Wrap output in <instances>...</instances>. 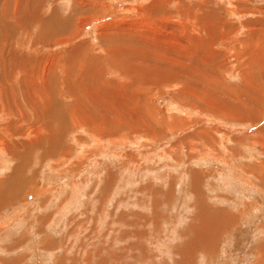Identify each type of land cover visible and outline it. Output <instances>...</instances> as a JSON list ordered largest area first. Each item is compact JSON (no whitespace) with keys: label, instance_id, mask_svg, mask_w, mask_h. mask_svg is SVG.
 I'll use <instances>...</instances> for the list:
<instances>
[{"label":"rangeland","instance_id":"rangeland-1","mask_svg":"<svg viewBox=\"0 0 264 264\" xmlns=\"http://www.w3.org/2000/svg\"><path fill=\"white\" fill-rule=\"evenodd\" d=\"M12 1L0 264H264V0ZM148 30L153 51L134 42Z\"/></svg>","mask_w":264,"mask_h":264},{"label":"bare ground","instance_id":"bare-ground-1","mask_svg":"<svg viewBox=\"0 0 264 264\" xmlns=\"http://www.w3.org/2000/svg\"><path fill=\"white\" fill-rule=\"evenodd\" d=\"M14 1V0H13ZM12 1V2H13ZM238 1V0H237ZM243 1V0H242ZM17 2V3H16ZM16 2L14 3V5H13V7H14V9H13V13L14 14H17V11H18V9H19V5H18V3H19V1H17L16 0ZM171 3H172V1H170ZM170 2H168V5H170L169 3ZM176 2V1H175ZM20 4V3H19ZM7 7V6H6ZM6 9V8H5ZM168 11H170V10H168ZM260 15H262L261 17H263L262 19H264V12H261V11H257ZM197 13V12H196ZM238 13V12H237ZM245 13V12H244ZM11 14H12V11H11ZM6 15H7V13H6ZM201 15V14H200ZM13 16V15H12ZM258 16V15H257ZM11 17V16H10ZM168 16H166L165 15V18H167ZM13 18H16L15 16L13 17ZM25 18V17H24ZM201 18V17H200ZM203 18V17H202ZM12 19V18H11ZM198 19V18H197ZM8 20H10V19H8ZM15 20V19H14ZM169 20V19H168ZM257 20V19H256ZM254 20V22L256 23L257 21V23H259V20ZM154 21V20H153ZM187 21V20H186ZM200 21V20H199ZM39 23H44V19H41L40 18V20L38 21ZM46 22V21H45ZM156 24L158 23L157 21H154ZM167 23V22H166ZM261 23V22H260ZM117 24V23H116ZM140 24V23H139ZM42 26L41 24H38V26ZM46 25H47V23H46ZM40 26H39V28H40ZM185 26V25H184ZM114 27H115V25H114ZM139 27V26H138ZM141 27H142V25H141ZM140 27V28H141ZM252 27V26H251ZM144 28H146V27H144ZM124 29V28H123ZM135 28H133L132 29V32H133V30H134ZM150 29V28H149ZM165 29V28H164ZM117 30V29H116ZM129 30V29H128ZM147 30V29H146ZM145 30V31H146ZM252 30V29H251ZM40 31V30H39ZM100 31V30H99ZM125 31V30H124ZM123 30L122 31H120L119 32V34H120V36L119 37H122L123 39H125V40H127L126 38H125V35L126 34H128V33H125ZM131 31V30H130ZM137 31H138V29H137ZM150 31H151V29H150ZM36 32V31H35ZM38 32V31H37ZM104 32H108V29L106 30L105 28L103 29V31L101 30V32L99 33V36L100 37H102L103 35H105V33ZM124 32V33H123ZM129 32V31H128ZM134 32H136L135 30H134ZM1 33V32H0ZM42 33H43V31H42ZM102 33H104V34H102ZM114 33H116L117 34V32H114ZM145 33H147V31L145 32ZM144 33V35H143V39H141V37H135L136 39H134L135 41L134 42H136V41H138V40H141V42L143 43V45L142 44H136V45H138V46H140L141 48L142 47H144V48H147V49H149V50H151V51H153V49H154V46H155V44H157V42H161L162 41V37H160L161 36V31H159V30H157V31H155V30H152V32H149V30H148V33L150 34V35H147V34H145ZM163 33H166V29L165 30H163ZM170 33V32H169ZM248 33V32H247ZM252 33H253V30H252ZM40 34H41V32H40ZM102 34V35H101ZM115 34V35H116ZM123 34H124V36H123ZM130 34V33H129ZM136 34H137V32H136ZM135 34V35H136ZM167 34V33H166ZM36 35V34H35ZM46 35V34H45ZM45 35H43L44 37H46ZM107 35L108 34H106L105 36L107 37ZM135 35H133V36H135ZM167 35H169V34H167ZM42 36V35H41ZM117 36V35H116ZM128 35H126V37H127ZM138 36V35H137ZM165 35H163V37H164ZM35 37V36H34ZM106 37H104V39H106ZM129 37H130V35H129ZM129 37H127V38H129ZM166 37V36H165ZM164 37V39H166V38H168V37H166L165 38ZM40 38V37H39ZM98 38V37H97ZM108 38H109V36H108ZM172 38H173V35H170V37L168 38L169 40L171 39L172 40ZM181 38V37H180ZM35 39H36V37H35ZM43 39V38H42ZM102 39V38H101ZM45 40V39H44ZM108 41H109V39H107ZM35 41V40H34ZM39 41H41V40H39ZM112 41V40H111ZM164 41V40H163ZM202 41V40H201ZM110 42V41H109ZM41 43V42H40ZM112 43V42H111ZM130 43V42H129ZM135 44V43H134ZM147 44H149V45H147ZM42 45H45L43 42H42ZM111 46H113V44H110ZM126 45V44H125ZM132 45V44H131ZM115 46V45H114ZM119 45L117 44V46H115V47H113V49H112V51L114 52L113 53V55L115 56V57H117V56H119V55H116L115 54V50H117V48H120V46L118 47ZM198 46L197 45H195V48H197ZM124 48V47H123ZM132 48V47H131ZM131 48H130V50H131ZM182 49H183V47H182ZM199 49V48H198ZM107 52L106 53H110V48L108 49L107 48ZM127 50V49H126ZM143 50V49H142ZM190 50V49H189ZM128 52H126L127 53V55L126 56H137L138 58L139 57H142V58H147V57H149L148 56V54H146V53H144L145 51L143 50V51H137V52H135V50H131V51H129V50H127ZM197 52H200L199 54H201V51L200 50H196ZM203 52V51H202ZM150 53V52H149ZM165 53V52H164ZM112 54V53H111ZM155 55V54H154ZM159 55V54H158ZM182 55H183V53H182ZM158 56L157 55H155V57H154V60L156 59L157 60V62L159 61L160 63H161V61H164V59H166V57H162V58H157ZM161 57V56H160ZM203 57V56H202ZM208 57V56H207ZM141 58V59H142ZM37 59L38 60H40L41 62H43L44 63V65L43 66H38V69H39V71H33V72H31V76L30 77H32V78H28L29 80H30V86L28 87L29 88V90H28V92H30L29 94L31 95V97H33L32 98V100L34 101V102H37L38 100H40V98H41V96H40V93H46V92H50V89L48 90L47 89V81L49 80V79H51V75H48V74H50V73H52V72H48V74H47V72L45 71V66H46V62L48 61L47 60V58H45L44 56H42L41 55V57H37ZM41 59H43V60H41ZM151 59V58H150ZM202 59V58H201ZM168 60H169V58H168ZM140 61V60H139ZM147 61V60H146ZM39 62V61H38ZM138 62V61H137ZM169 62V61H168ZM167 62V64L169 65V63ZM174 62H176L175 60H174ZM127 63V62H126ZM133 63V62H132ZM136 63V62H135ZM177 63V62H176ZM130 64V63H129ZM139 64V63H138ZM162 64V63H161ZM135 65V64H134ZM176 65V64H175ZM174 65V63H171V66H175ZM48 66H50L49 64H48ZM128 66V65H127ZM135 67V66H134ZM150 67V66H149ZM158 67V66H157ZM128 68V67H127ZM142 68V67H141ZM154 68V67H153ZM123 69V68H122ZM143 69V68H142ZM157 69V68H156ZM120 74H121V72L118 70V69H116ZM139 70V69H138ZM155 70V69H154ZM16 71V70H15ZM104 71V70H103ZM113 71V70H112ZM122 71V70H121ZM157 71V70H156ZM39 72V73H38ZM115 72V71H114ZM192 72V71H191ZM54 73V72H53ZM127 73V72H126ZM18 74V73H17ZM20 74V73H19ZM15 75V74H14ZM21 76V75H20ZM14 77V76H13ZM16 77V76H15ZM19 78V77H18ZM124 78H125V76H124ZM24 79V78H23ZM23 79H21L20 78V81L21 80H23ZM200 79V78H199ZM19 81V82H20ZM23 83L24 82H26V81H22ZM22 82H20V83H22ZM146 82V81H145ZM25 84V83H24ZM26 84H27V82H26ZM25 98V97H24ZM43 99V98H42ZM27 100H28V97H27ZM46 100V104L45 105H47V102H48V98L47 99H45ZM42 101V100H41ZM25 103H26V101H25ZM26 104H29V103H26ZM42 104V103H41ZM16 105V104H15ZM44 105V106H45ZM16 107L18 108V106L16 105ZM26 107H28V105L26 106ZM30 109V108H29ZM21 109H19V113H21V115L20 116H23V118L22 119H29V117H28V114H26L27 115V117H26V115L22 112V111H20ZM27 110V109H26ZM26 113H29L28 111H25ZM34 112H35V110H34ZM8 114H10V113H8ZM0 115L2 116V112L0 111ZM33 115V114H32ZM0 116V117H1ZM8 122V121H7ZM8 123H10L9 125H7L6 127H2L1 128V130H0V137L1 136H4V135H7V133H8V129H10V128H12V123L13 122H8ZM32 123H33V126L35 127V129H36V131L37 132H40L42 129H43V125H39V126H37L38 125V123L37 122H34V120L32 121ZM5 126V125H4ZM13 132H14V128H13ZM11 135H13V133L11 134ZM11 135H8V136H11ZM14 136V135H13ZM0 144H1V142H0ZM2 145V144H1ZM1 147V146H0ZM1 148H0V153H1Z\"/></svg>","mask_w":264,"mask_h":264}]
</instances>
